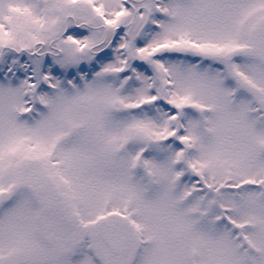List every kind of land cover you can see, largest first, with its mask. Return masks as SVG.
<instances>
[{"label": "snow or ice", "instance_id": "obj_1", "mask_svg": "<svg viewBox=\"0 0 264 264\" xmlns=\"http://www.w3.org/2000/svg\"><path fill=\"white\" fill-rule=\"evenodd\" d=\"M0 264H264V0H0Z\"/></svg>", "mask_w": 264, "mask_h": 264}]
</instances>
